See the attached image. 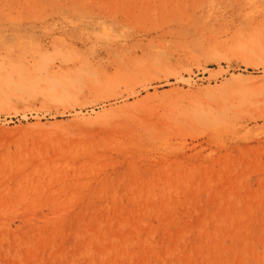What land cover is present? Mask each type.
I'll use <instances>...</instances> for the list:
<instances>
[{
	"label": "rangeland",
	"instance_id": "1",
	"mask_svg": "<svg viewBox=\"0 0 264 264\" xmlns=\"http://www.w3.org/2000/svg\"><path fill=\"white\" fill-rule=\"evenodd\" d=\"M0 264H264V0H0Z\"/></svg>",
	"mask_w": 264,
	"mask_h": 264
}]
</instances>
